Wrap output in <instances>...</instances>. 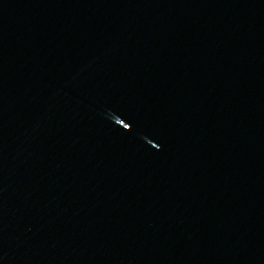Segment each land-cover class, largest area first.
<instances>
[{
  "label": "water",
  "instance_id": "obj_1",
  "mask_svg": "<svg viewBox=\"0 0 264 264\" xmlns=\"http://www.w3.org/2000/svg\"><path fill=\"white\" fill-rule=\"evenodd\" d=\"M0 264H264V0H0Z\"/></svg>",
  "mask_w": 264,
  "mask_h": 264
}]
</instances>
